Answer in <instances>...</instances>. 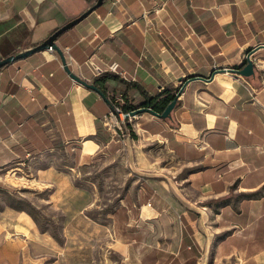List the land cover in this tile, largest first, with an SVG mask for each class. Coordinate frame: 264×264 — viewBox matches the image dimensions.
I'll use <instances>...</instances> for the list:
<instances>
[{
	"label": "crops",
	"instance_id": "1",
	"mask_svg": "<svg viewBox=\"0 0 264 264\" xmlns=\"http://www.w3.org/2000/svg\"><path fill=\"white\" fill-rule=\"evenodd\" d=\"M92 3L0 0V56L37 45ZM55 43L86 81L98 75L88 61L99 74L116 61L125 75L103 81V98L56 50L1 67L0 182L43 154L62 151L77 167L132 140L102 123L111 99L144 101L125 82L149 96L183 86L169 117L134 118L136 135L180 167L142 173L119 197L114 250L123 264H264V0H103ZM251 50L259 67L229 70Z\"/></svg>",
	"mask_w": 264,
	"mask_h": 264
},
{
	"label": "rangeland",
	"instance_id": "2",
	"mask_svg": "<svg viewBox=\"0 0 264 264\" xmlns=\"http://www.w3.org/2000/svg\"><path fill=\"white\" fill-rule=\"evenodd\" d=\"M125 127L132 140L90 164L69 167L57 151L4 169L0 264H123L111 231L119 197L142 173L174 176L180 167L159 142Z\"/></svg>",
	"mask_w": 264,
	"mask_h": 264
},
{
	"label": "water",
	"instance_id": "3",
	"mask_svg": "<svg viewBox=\"0 0 264 264\" xmlns=\"http://www.w3.org/2000/svg\"><path fill=\"white\" fill-rule=\"evenodd\" d=\"M103 0H95V2L90 5L88 8H86L85 10H83L80 14L76 15L75 17H73L71 20L67 21L66 23H64L63 25L59 26L57 29H55L48 37H46L42 42H40L39 44L32 46L30 48H27L25 50L19 51L15 54H9L7 56H4L0 59V68L3 67L6 64H9L17 59L20 58H24L26 56H28L29 54L35 52V51H39V50H43V49H48L49 46H51V48L53 50H56L61 58H62V62H63V66L64 69L68 72V74L77 82H79L80 84L89 87L93 90H96L103 98H105V95L103 94V92L93 83V82H89L86 81L82 78H80L79 76L73 74L69 68L68 65L66 64L64 57L61 53V50L58 48V46L55 43V39L57 38V36L59 34H61L64 30L68 29L69 27L73 26L74 24H76L77 22H79L81 19H83L85 16H87L90 12H92L94 9H96V7H98ZM264 46V45H262ZM253 51H249V53L246 56V64L241 68V69H231V71H234L238 74L241 75H249L253 72V62L250 60L249 55L252 53ZM203 78V77H201ZM209 77L204 78V79H209ZM183 90V86H181L174 94H173V98L171 99V101L166 105V107L163 109L162 112H156L155 110H153L151 107L148 106H140L138 108L132 109L129 111V113L131 115H137L140 112L143 111H147L150 112L151 114L157 116V117H161V118H166L169 117L170 111L172 110V108L174 107L177 97L180 95L181 91Z\"/></svg>",
	"mask_w": 264,
	"mask_h": 264
},
{
	"label": "built area",
	"instance_id": "4",
	"mask_svg": "<svg viewBox=\"0 0 264 264\" xmlns=\"http://www.w3.org/2000/svg\"><path fill=\"white\" fill-rule=\"evenodd\" d=\"M48 50H53L51 46L48 47ZM250 57V55H249ZM252 61L259 67V64L255 58H251ZM88 64L91 65L93 72L97 75L100 73L101 68L95 65L92 61H88ZM106 70L124 76V71L118 68V63L116 61H111L106 65ZM179 97V96H178ZM177 97V98H178ZM122 99H116L111 104L109 112L103 117L102 123L109 130L113 132L115 136L123 137L127 134L125 131V125L130 124L133 128L134 118L136 115H131L129 111H125L121 108Z\"/></svg>",
	"mask_w": 264,
	"mask_h": 264
},
{
	"label": "trees",
	"instance_id": "5",
	"mask_svg": "<svg viewBox=\"0 0 264 264\" xmlns=\"http://www.w3.org/2000/svg\"><path fill=\"white\" fill-rule=\"evenodd\" d=\"M92 2L94 3L95 0H92ZM92 3V4H93ZM73 17H68L66 19L64 23H66L67 21L71 20ZM62 24V25H63ZM39 44V43H38ZM2 57L0 56V59ZM118 76L116 74L110 73V72H105L102 74H98L97 76H94L92 78V82L101 90L100 86L102 85L103 81H105L108 78H117ZM127 85L136 87L138 89V91L140 92V94L144 97V101L138 105L135 104H131L128 102V100L126 98H124L121 103V108L125 111H129L135 108H138L140 106H148L151 107L153 110H155L156 112H162L163 109L166 107V105L171 101V99L173 98V94L171 92V90L169 89H164L162 90L160 93L154 95V96H149L146 91L140 87L137 83L135 82H125ZM102 91V90H101ZM104 94V92H103ZM105 95V94H104ZM112 104V101L110 100V105Z\"/></svg>",
	"mask_w": 264,
	"mask_h": 264
},
{
	"label": "bare ground",
	"instance_id": "6",
	"mask_svg": "<svg viewBox=\"0 0 264 264\" xmlns=\"http://www.w3.org/2000/svg\"><path fill=\"white\" fill-rule=\"evenodd\" d=\"M15 178H16V177H15ZM25 222H26V221H25ZM29 222H30V221H29ZM29 222H28V223H29ZM26 223H27V222H26Z\"/></svg>",
	"mask_w": 264,
	"mask_h": 264
}]
</instances>
